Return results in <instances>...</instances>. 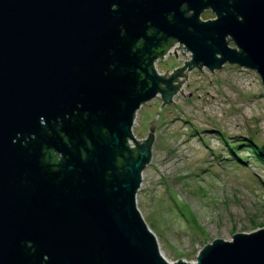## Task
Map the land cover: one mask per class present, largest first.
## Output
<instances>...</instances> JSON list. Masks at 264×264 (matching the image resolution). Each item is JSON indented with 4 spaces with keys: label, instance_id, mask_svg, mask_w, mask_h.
<instances>
[{
    "label": "water",
    "instance_id": "95a60500",
    "mask_svg": "<svg viewBox=\"0 0 264 264\" xmlns=\"http://www.w3.org/2000/svg\"><path fill=\"white\" fill-rule=\"evenodd\" d=\"M227 64L264 84V0H0V264H264V228L170 263L138 208L159 118L139 141L138 111Z\"/></svg>",
    "mask_w": 264,
    "mask_h": 264
},
{
    "label": "rangeland",
    "instance_id": "374dc122",
    "mask_svg": "<svg viewBox=\"0 0 264 264\" xmlns=\"http://www.w3.org/2000/svg\"><path fill=\"white\" fill-rule=\"evenodd\" d=\"M182 53L157 62L158 72L175 73L193 60L192 52ZM187 70L176 104L161 109L159 95L138 111L134 125L144 141L159 117L137 202L170 263H197L215 240L264 228V151L253 148L264 147L262 78L231 64Z\"/></svg>",
    "mask_w": 264,
    "mask_h": 264
},
{
    "label": "flooded vegetation",
    "instance_id": "af4514ba",
    "mask_svg": "<svg viewBox=\"0 0 264 264\" xmlns=\"http://www.w3.org/2000/svg\"><path fill=\"white\" fill-rule=\"evenodd\" d=\"M183 9L184 10H187V5H184L183 6ZM193 15V12L192 11H188L187 12V16L190 17ZM209 15H211V17L209 18H205V17H208ZM218 19L217 15L213 12L212 9H207L206 11H204L201 15V20L202 21H213V20H216ZM150 34H156V31L154 29L151 28L150 30ZM158 39L161 40V44H160V49L157 50V52H161L165 49H167L170 45L174 44L175 40L174 39H167L165 36H163L162 34H160L158 36ZM180 44V43H178ZM161 60V58H159V60L157 62H159ZM156 62V63H157ZM167 74V73H166ZM166 74H161V75H166ZM170 76L171 74L167 77L168 79H170ZM176 83V81L174 82ZM163 88L165 87V85L162 86ZM162 96V95H161ZM163 98V96H162Z\"/></svg>",
    "mask_w": 264,
    "mask_h": 264
},
{
    "label": "built area",
    "instance_id": "2783aa9c",
    "mask_svg": "<svg viewBox=\"0 0 264 264\" xmlns=\"http://www.w3.org/2000/svg\"><path fill=\"white\" fill-rule=\"evenodd\" d=\"M181 47V44H177V46L175 47V48H173L171 51H170V53L166 56V57H168L170 54H172V53H174L175 52V50H176V53H177V51H179V49H177V48H180ZM181 52V51H180ZM188 53V52H187Z\"/></svg>",
    "mask_w": 264,
    "mask_h": 264
},
{
    "label": "trees",
    "instance_id": "16d2710c",
    "mask_svg": "<svg viewBox=\"0 0 264 264\" xmlns=\"http://www.w3.org/2000/svg\"><path fill=\"white\" fill-rule=\"evenodd\" d=\"M253 148H254L255 152H257V153L264 151V147L258 149L257 146H254ZM233 149H234V148H232V150H233ZM233 151H234V150H233ZM263 154H264V152H263Z\"/></svg>",
    "mask_w": 264,
    "mask_h": 264
}]
</instances>
